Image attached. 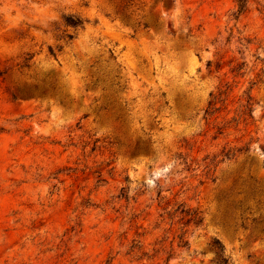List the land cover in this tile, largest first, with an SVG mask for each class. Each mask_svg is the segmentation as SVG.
<instances>
[{"label":"rangeland","instance_id":"374dc122","mask_svg":"<svg viewBox=\"0 0 264 264\" xmlns=\"http://www.w3.org/2000/svg\"><path fill=\"white\" fill-rule=\"evenodd\" d=\"M236 9L0 0V264H264V0Z\"/></svg>","mask_w":264,"mask_h":264},{"label":"trees","instance_id":"16d2710c","mask_svg":"<svg viewBox=\"0 0 264 264\" xmlns=\"http://www.w3.org/2000/svg\"><path fill=\"white\" fill-rule=\"evenodd\" d=\"M236 4V12L234 14V19L237 20L238 17L246 10L247 0H233ZM64 24L66 26L77 28L82 26V21L78 18L73 17H64ZM67 39L71 41L73 37L71 35L67 36ZM48 53L51 56H54V51L51 47H48ZM238 70L236 68H232L230 70L231 73H236ZM33 89L36 91L38 88L37 86H34ZM231 90L227 87L224 90H217V92L211 96L210 101L208 102V107L205 111V117L206 119H210L213 115L224 113V117H226L229 114L228 110V98L230 95ZM17 95L20 96H28V91H16ZM254 101L252 96L250 95V91H244L241 98L238 100V106L235 109V117H233L232 122L234 121H242L246 124L249 120H252V109H253ZM217 118V117H216ZM215 118V119H216ZM217 132L216 135H220L223 132V126L222 127H216ZM216 138V136H215ZM248 147H241V148H223L221 152L217 155L212 156L210 159V164L217 160L219 158V162H222L223 160H231L233 158H236L238 155L247 152ZM264 157V145L261 149ZM206 157L205 159H207ZM264 166V161H263ZM259 205V201L257 202ZM188 216L190 217L187 221V223H191L195 226L199 225L201 222V218L198 216V213L195 211L192 213H189ZM264 221V219L262 220ZM252 222H257V219L252 218ZM181 241L183 242V245H186V242H184L181 238ZM211 248L214 251L215 255V264H232L227 256L223 253V247L221 246L220 242L218 240H213L211 242Z\"/></svg>","mask_w":264,"mask_h":264}]
</instances>
